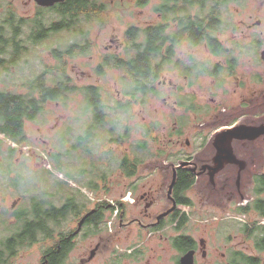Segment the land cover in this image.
<instances>
[{"label":"flooded vegetation","instance_id":"obj_1","mask_svg":"<svg viewBox=\"0 0 264 264\" xmlns=\"http://www.w3.org/2000/svg\"><path fill=\"white\" fill-rule=\"evenodd\" d=\"M99 1L61 0L43 5L37 0H0V13L5 15L0 21V50L11 52L12 57L21 54L26 43L15 36L20 24L29 32L28 42L46 40L56 33L53 30L67 33L59 37L58 44L45 48L41 75L20 85L19 92L0 90V126L13 119L12 128L0 130V161H8L3 172L8 179H0V264H264V232L242 229L249 223L254 229L257 220L264 219V0H258L247 16L237 19L238 27L229 6L246 7L250 0H204L202 5L188 6L185 0ZM109 5L139 11L143 16L152 6L158 18L131 21L122 37H111L109 47L107 44L103 53H96L95 29L99 27L100 32L108 25ZM19 6L24 7V13H18ZM187 7L191 14L200 10L206 18L207 29L196 42L187 35L175 37L177 17L188 11ZM56 10V18L45 16ZM97 11L104 12L100 17L103 21H98ZM86 12L93 13L99 24L81 30ZM9 15L12 19L8 20ZM131 28L139 35L130 36ZM2 29L10 36H2ZM232 29L235 32L229 37ZM155 32L165 36L160 39L153 35ZM238 33L246 39L236 37ZM184 45L191 51L181 49ZM199 48L206 57L196 52ZM14 60L15 56L9 66H4L12 75ZM130 70L136 71V83L128 80ZM110 72L123 89L118 83L108 87L115 98L108 96L107 106L100 91L108 84H84L82 77L101 78ZM68 91H83L89 96L85 108L91 115L60 120L61 116L57 118L60 122L55 119L53 127L58 131L66 127L68 132L67 149H63L90 154L93 158L88 159L93 161L97 156L93 155L94 143L98 140L95 147H102L104 137L109 146L104 145L108 170L103 172L98 166V174H91L82 184L52 180L53 190L43 185L42 199L33 211L31 204L28 208L22 205V196L17 197L16 174H12L17 152L28 156L24 157L25 166L31 158L26 122L36 118L29 106L41 111ZM18 95L25 111L15 120L9 112L17 114ZM150 95L161 103L163 111L168 110V121L159 117L147 128L136 123V136L129 139L135 121L123 105L146 102ZM18 121L21 126H17ZM80 121L85 123L82 133L75 127ZM187 126L206 131L201 132L200 144L194 145L195 150L200 147L195 154L183 149ZM163 127L167 132L159 131ZM16 128L20 129V142L13 136ZM236 128H245L248 135L217 141L219 134ZM151 140L153 144L166 141L154 149ZM193 141L197 142L195 138ZM190 142L185 140L188 147ZM173 145L180 147L178 152L172 151ZM216 155L223 158L224 166L213 173L210 168ZM239 160L245 164L242 169ZM85 170L92 172L86 166ZM164 172L167 175L162 181L159 175ZM92 175L95 178L91 179ZM131 178L134 181L128 183ZM118 187L122 189L110 194ZM197 188L199 208H216L208 210L197 225L209 231H188L193 225L188 209L196 205L193 192ZM224 201L236 204V209L226 211L221 205ZM17 203H21L18 208ZM133 206L139 207L137 213L132 212ZM240 214L255 220L240 226ZM35 219H40V228L33 231ZM213 219L216 224L204 222Z\"/></svg>","mask_w":264,"mask_h":264},{"label":"rangeland","instance_id":"obj_2","mask_svg":"<svg viewBox=\"0 0 264 264\" xmlns=\"http://www.w3.org/2000/svg\"><path fill=\"white\" fill-rule=\"evenodd\" d=\"M99 1V0H98ZM251 4L246 7H239L238 4H231L229 6V13L231 14L232 19L235 21L236 27L237 25V19L241 16H247L251 11L252 7H254V3H257L258 0H250ZM100 2V1H99ZM110 0H108L109 4ZM101 3V2H100ZM118 3V1H117ZM105 11V10H104ZM255 11H257L255 9ZM24 13V7L19 6L18 7V13ZM57 10L54 12H50L46 14L45 16L48 17L49 15L52 18L57 17ZM107 12V11H106ZM146 15H142L139 13V11H133V10H124L123 7L119 5L115 6H108V25L105 26L103 31H100V28L97 27L95 29V42L97 45L96 53H103L105 51V46L110 43V38L111 37H122L123 32L125 28L127 27L128 24L131 23V21H135L137 23L138 20H155L157 19V13L154 11V8L152 6H148L145 9ZM17 13V12H15ZM47 13V12H46ZM84 13V12H83ZM90 12L85 13V24L80 25L81 30H87L89 29V26L97 25L99 24L98 21H103L100 17L103 15L102 12H97L98 14V21L95 19L94 14H89ZM82 15V14H80ZM262 14H258L257 16H260ZM5 18V15L0 13V21L2 23V20ZM104 18V17H102ZM6 19H12L10 15ZM15 20L19 21L18 18L15 16ZM48 21L51 19L48 18ZM0 23V24H1ZM21 24L16 28V38L20 40H24L26 43L25 45H22L23 48L21 50V54H13V57L15 56L14 64L11 66L13 67L14 74L12 75L9 71L5 69L4 66H9V64L12 61V56L9 54L5 53V50L1 49L0 50V90L2 89H7L10 88L12 91H20L17 90L20 85H26L28 82L33 81L43 73L42 69L43 66L41 64V57L43 56V53L45 51V48L48 45L53 44H58L59 37L60 36H67V33L64 34H58L56 30H53V32L56 33H51L50 36L48 35V38L43 41H38V42H28L29 39L26 38L28 35V30L26 28L21 29L20 28ZM20 28V29H19ZM239 29V28H238ZM3 34L2 36H10L9 32H5L3 29ZM1 32V31H0ZM99 32V33H98ZM235 30L232 29V31L229 34V37L234 34ZM236 37H241L242 40H245V37H242L239 33L237 34ZM230 39V38H228ZM119 41V40H118ZM1 43V42H0ZM26 45L28 46V49H26ZM181 49L185 51H191L186 45H184ZM114 49H111L112 51ZM196 52L199 53V55H202L203 57H206V52H204L203 48H199L196 50ZM204 52V53H203ZM203 53V54H202ZM2 59H5V63L3 62ZM76 60V59H75ZM80 67L82 65L78 64ZM42 71V72H41ZM118 75L121 76L119 73ZM27 76L26 78H24ZM126 78V76H125ZM82 82L84 84L86 83H104L108 84L107 88L101 89L100 94L102 95V99L104 100V103L108 106V96H112L115 98V95L113 92L107 90L108 87L111 88V84L118 83V88L120 90L123 89L122 84L118 82L115 79V75L113 72H110L107 75L102 76L101 78L94 75L92 78H84L82 77ZM181 82V81H179ZM23 88H27L23 86ZM89 96L86 95L85 92L83 91H68L67 93H64L60 99H56L51 103L49 106H47L45 109L36 112L37 115L34 117L36 118L35 120H28L26 122V129L27 132L30 135V140L28 142V146L30 148L31 152V158H27V165L25 166V159L24 157H28L27 155L24 154H19L17 152V155L15 156L14 162L16 164V168L13 171L12 174H16L15 177H13V181L17 182V197L22 196L23 199V204L28 207H30L28 204H31L33 207V211H35L36 206L39 205L40 199H42L41 195V189L43 185H45L44 188H49L52 189L51 186L53 184L51 183L52 180H60L62 182H74V184H82L83 182H86L91 174H98V170L96 169L98 166H101V169L103 172H107L108 170V155H107V150L104 147V145L107 147L105 143V138L103 137L102 142L103 146L102 147H95L94 143V148H93V155L96 154V158H94L93 161H89L88 157L93 158L92 155L87 154L84 155L81 152L73 151L71 153L65 151L63 147H67V137H68V132L66 127H63L60 131H58L56 128H54V124L57 122H60V120H63L64 117H76L77 114L79 116H84V117H89L91 115L90 110H86L85 107H88V99ZM150 97V98H149ZM147 98L146 102H143V100H140L139 103H133L132 106L128 110V116H133V121L135 123L132 125L130 128V137L129 139H132L136 136L135 133H133L134 127L137 126L136 123H140L144 126V128H147L149 126H152L151 122L156 120L157 118H161L163 121H168L166 115L168 113L167 109H164L161 106V103L157 101L152 95H150ZM1 98H4V95H1ZM20 95L16 96V103L19 101ZM8 99V97H7ZM128 98L125 99H120V100H127ZM110 101V100H109ZM59 102V103H58ZM80 104V107L78 105ZM34 105L29 106V110L33 111ZM87 111V112H86ZM63 116L62 119L57 121V118ZM83 118V117H82ZM55 119L57 122H55ZM76 122V118L74 119ZM90 119H86L85 121L88 122ZM73 121V119H72ZM85 123L83 122H78V124L75 125L76 127V132L82 133L80 129L82 126H84ZM187 132L184 134L182 141H183V149L185 152L195 154L197 151L200 150V147L195 150L194 145L195 144H200V140H203L201 132H206L201 128H196V127H190L187 126ZM183 130L185 127L182 128ZM159 131L161 133L167 132L165 131L164 127L161 128ZM72 143L74 141V137ZM177 137V135H176ZM188 137V138H187ZM193 138L197 140L196 143H194ZM186 139H190V144L191 146L188 147V145L185 143ZM58 140V143H57ZM166 140H157L154 144L151 140V147L154 149H158V145H162L163 142ZM150 142V140H148ZM71 143V144H72ZM137 144V143H136ZM136 144L134 145L131 150L136 148ZM5 146V144H4ZM57 147V149L54 151V148L52 147ZM132 146V145H131ZM61 149V151L58 152V150ZM67 149V148H66ZM180 147H175L173 145V152H178ZM53 152V153H52ZM60 153V154H59ZM133 156V154H130ZM8 161L1 159L0 161V172L2 173L0 175V179H8L3 175L4 168L7 166ZM91 163L96 164L93 165ZM85 166L89 169L92 170V172H88L85 170ZM115 166H113L114 168ZM87 173L86 175V180H83L84 174ZM167 175L166 172L160 173L159 179L164 181V177ZM108 177V176H107ZM95 178L94 175L91 176V179ZM51 180V181H50ZM46 181L47 182L46 184ZM131 181H134L132 178L129 179L128 183ZM122 187L112 188L110 194H116V191H120ZM53 190V189H52ZM100 192H103V188L99 189ZM199 188L196 189V193L193 192L194 199L196 200V205L192 209H188L190 215L192 216V223L193 225L188 227V231H209V230H204L200 229L197 227L199 219L206 214L208 210H214L216 211V208L211 207L208 205V208L205 210L199 208L200 203L198 201L197 196L199 195ZM108 195V194H107ZM21 203H17L16 206L17 208L20 206ZM223 208H226V211H232L236 207V204H233L231 202L224 201L221 203ZM236 209V208H235ZM138 212L139 207H132V212ZM247 219V221H245ZM255 219L249 220L248 217H245L243 214L239 215V223L240 226H244L245 222H251ZM207 221H212L216 224V219L213 220H206ZM191 222V220H190ZM189 222V223H190ZM258 224H264V219L257 220ZM249 226L252 227L253 223H249ZM214 231V230H213ZM240 231V230H239ZM40 238V237H39ZM35 254V253H34ZM33 260H35V257H33Z\"/></svg>","mask_w":264,"mask_h":264},{"label":"trees","instance_id":"obj_3","mask_svg":"<svg viewBox=\"0 0 264 264\" xmlns=\"http://www.w3.org/2000/svg\"><path fill=\"white\" fill-rule=\"evenodd\" d=\"M171 1H174V0H165V3H170ZM203 2H204V0H189V1L188 0H185L186 6L193 5L195 3H199V5H202ZM187 9H188V11H185L182 16L177 17L178 28L176 30V34L175 33L174 34H175V37L177 39L178 38L185 37L187 35L188 38L191 39L192 42H196L198 40V39H196V37H200L201 35H204V33L202 31L205 30V29H207L206 25H204V22L206 21V18H205V16L203 14H201V11L200 10H198L197 13H196V15H195V14H191L189 7H187ZM90 14H92V13H90ZM186 15H188V16H186ZM185 30H187V33L184 32ZM210 30L211 29H210V26H209L208 27V31H210ZM196 31H197V33H196ZM128 34L130 36H132V37H136V36L139 35V33H137V29L136 28H131L129 30V33ZM153 35H157V36L161 37L160 39H162L165 36V34L163 32H155ZM133 42H134V45H138V42H137L136 39H134ZM143 60H146V59H143ZM146 63H147V60H146V62H144V64H146ZM128 78H129L128 80H133L136 83V78H137L136 71L135 70H130L129 71ZM146 78H147V75H146ZM142 92H144V91H142ZM53 94H54V92L49 93L50 96H52ZM53 97H55V96H53ZM88 99H89V97H88ZM94 101H95V99L93 97L91 99V102L94 103ZM123 106H124V108H126V110H128L129 107H130L129 106V102L127 104L124 103ZM16 107H17V114L15 112V114L12 115L9 112L10 109L8 110L10 117H12L14 119H15V116H16V118H18L19 115H20V113L21 112L24 113V111H25L24 110V107L22 106V103H20V102L17 103V106ZM38 108L39 107L33 109V112H32V117L33 118L37 115L36 112H38L37 111ZM29 117H30V115H29ZM12 118H10V119H12ZM12 120L8 121V123H6L3 126L1 124L0 130L7 131L10 128H12V125H11V121ZM15 120H18V119H15ZM3 122H5V121H3ZM17 126H21L20 121L17 122ZM18 130H20V129H17L16 128V132L14 133L13 136H14V138H15L16 141L20 142L21 139H20V137L18 135ZM33 222H34L33 224H35V226L33 228V231H35V228H38V229L40 228V219H35ZM242 229L244 231H259V232H264V224H257V226L254 229L250 228L249 225L247 224L244 227H242ZM262 239H264V236H262ZM261 242L264 243V240L261 241Z\"/></svg>","mask_w":264,"mask_h":264},{"label":"water","instance_id":"obj_4","mask_svg":"<svg viewBox=\"0 0 264 264\" xmlns=\"http://www.w3.org/2000/svg\"><path fill=\"white\" fill-rule=\"evenodd\" d=\"M37 1L40 4L48 5V4H52L54 2L61 1V0H37ZM236 129H239V130H236ZM236 129L234 131L232 130L231 132H228V133L219 134L217 136V141H221L224 138L225 142H226V140H230L229 138H233L234 136L238 137V136H240L242 134L248 135L246 130H245V128H243V129L236 128ZM262 132L264 133V130ZM237 164L240 166L241 169L244 168V166H245V164H242V161H240V160L237 162ZM187 166H189V164ZM223 166H224L223 158H221L220 156L216 155V157L214 159V165L211 166L210 169H211V171L213 173H215V172H219L223 168ZM242 200H244V199H242Z\"/></svg>","mask_w":264,"mask_h":264},{"label":"bare ground","instance_id":"obj_5","mask_svg":"<svg viewBox=\"0 0 264 264\" xmlns=\"http://www.w3.org/2000/svg\"><path fill=\"white\" fill-rule=\"evenodd\" d=\"M14 64V63H13ZM124 180V179H123Z\"/></svg>","mask_w":264,"mask_h":264}]
</instances>
